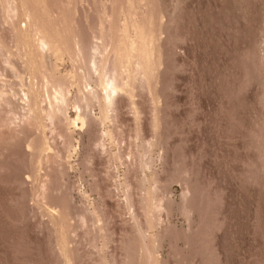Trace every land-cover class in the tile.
<instances>
[{
    "label": "rangeland",
    "instance_id": "1",
    "mask_svg": "<svg viewBox=\"0 0 264 264\" xmlns=\"http://www.w3.org/2000/svg\"><path fill=\"white\" fill-rule=\"evenodd\" d=\"M0 43V264H264V0H0Z\"/></svg>",
    "mask_w": 264,
    "mask_h": 264
},
{
    "label": "bare ground",
    "instance_id": "2",
    "mask_svg": "<svg viewBox=\"0 0 264 264\" xmlns=\"http://www.w3.org/2000/svg\"><path fill=\"white\" fill-rule=\"evenodd\" d=\"M7 2V1H6ZM10 2V1H9ZM9 2H8V4H9ZM8 4L6 3V5L8 6ZM10 5V4H9ZM7 6H6V11L9 9V7H8V9H7ZM14 7V6H13ZM12 8V7H11ZM11 8H10V10H8L9 12L11 11ZM7 11V14L9 13ZM13 11L15 12V10H14V8H13ZM10 14V13H9ZM11 14H13L12 12H11ZM14 15V14H13ZM11 18V17H10ZM13 18V17H12ZM11 18V19H12ZM30 18V17H29ZM28 23H29V21H28ZM30 24V23H29ZM34 24V23H33ZM38 25V24H37ZM33 27H34V25H33ZM30 28H31V26H30ZM36 29H37V27H35ZM32 29V28H31ZM34 29V28H33ZM32 29V30H33ZM29 31H30V29H29ZM28 31V32H29ZM24 32H26V31H24ZM48 32V31H47ZM33 36V35H32ZM36 36V35H35ZM38 36V35H37ZM40 36V35H39ZM34 37V36H33ZM35 38V37H34ZM41 39H42V36L40 37ZM39 38V39H40ZM37 40H38V38H36ZM56 39V38H55ZM46 41L47 39H43V41ZM40 41V40H39ZM42 41V40H41ZM49 41V40H48ZM47 41V42H48ZM54 41V40H53ZM50 42V41H49ZM1 44V43H0ZM58 44V43H57ZM38 45V44H37ZM55 45V44H54ZM51 45H49V44H47V43H45V42H41L40 44H39V46L37 47V49H35L34 51H36V50H39V51H41V50H46V51H48V50H50V49H52L51 47H50ZM2 48L3 47H1L0 46V50H2ZM18 48V47H17ZM20 48V47H19ZM56 49V48H55ZM54 49V50H55ZM59 49V48H58ZM128 49H129V47H128ZM53 50V49H52ZM64 50V49H63ZM37 52V51H36ZM52 52V51H51ZM20 53V52H19ZM7 55V54H6ZM9 55V54H8ZM10 56V55H9ZM9 56H8V58L6 57V59L4 60V63H5V65L8 67V66H10L9 68L10 69H12L13 70V65H12V63L9 61ZM27 57V56H26ZM96 62V61H95ZM12 65V66H11ZM38 66V65H37ZM95 67V66H94ZM40 68V67H39ZM91 68V67H90ZM89 68V69H90ZM36 70V69H35ZM45 74V73H44ZM42 76H44V75H42ZM47 79V78H46ZM42 81V80H41ZM44 81V80H43ZM46 82V81H45ZM47 83V82H46ZM60 88V87H59ZM106 89V88H105ZM104 89V90H105ZM56 90V91H55ZM54 91L55 92H57L58 91V88L56 87V89H55ZM115 92V88H114V86H112L111 85V87L108 89V90H106V93H105V101H106V106L107 107H109V106H111V103H112V101H113V98H112V95H113V93ZM51 98V97H50ZM49 98V109L51 110V113L53 114V115H59L61 112H62V106H63V104L65 103V95H64V93H63V90H59L56 94H53V96H52V98L50 99ZM30 101V100H29ZM34 104V103H33ZM32 104V105H33ZM113 104V103H112ZM33 107V106H32ZM34 109V108H33Z\"/></svg>",
    "mask_w": 264,
    "mask_h": 264
}]
</instances>
